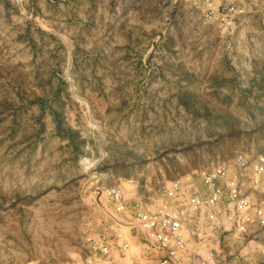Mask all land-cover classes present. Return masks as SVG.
<instances>
[{
	"label": "rangeland",
	"instance_id": "374dc122",
	"mask_svg": "<svg viewBox=\"0 0 264 264\" xmlns=\"http://www.w3.org/2000/svg\"><path fill=\"white\" fill-rule=\"evenodd\" d=\"M215 5L0 0V264H81L105 188L264 154V0Z\"/></svg>",
	"mask_w": 264,
	"mask_h": 264
},
{
	"label": "built area",
	"instance_id": "2783aa9c",
	"mask_svg": "<svg viewBox=\"0 0 264 264\" xmlns=\"http://www.w3.org/2000/svg\"><path fill=\"white\" fill-rule=\"evenodd\" d=\"M190 1L218 10L215 0ZM111 232L87 236L81 264H264V154L201 169L127 200L105 188ZM133 247L137 248L135 252Z\"/></svg>",
	"mask_w": 264,
	"mask_h": 264
}]
</instances>
